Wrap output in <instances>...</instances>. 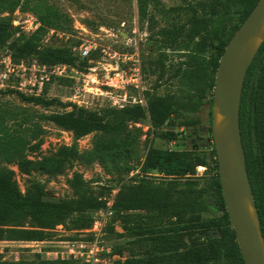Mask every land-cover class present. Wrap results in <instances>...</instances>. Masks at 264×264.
Segmentation results:
<instances>
[{"label":"trees","instance_id":"trees-1","mask_svg":"<svg viewBox=\"0 0 264 264\" xmlns=\"http://www.w3.org/2000/svg\"><path fill=\"white\" fill-rule=\"evenodd\" d=\"M47 1L0 0V55L7 46L15 62L37 59L48 65L67 63L78 68L89 67L99 50L81 60L74 50L82 43L80 40L61 45L48 42L51 29L63 34L54 33L51 39L68 41L70 36H66L73 24L68 13ZM150 1L137 0L142 18L148 16ZM186 1V6L173 9L187 10L188 18L163 32L166 40L162 46H172L185 57L172 75L178 78H170L178 81L175 92L161 95L147 91L146 105L135 102L97 110L47 97L49 84L39 95L26 94L16 88L1 90L17 93L23 101L46 108L71 107L40 114V118L72 132L76 140L91 133H95V137L92 148L84 151L74 142L59 146L50 155L33 157L44 142V126L37 120L31 122L28 117L20 120L18 113L11 116L15 124L10 125L6 122L8 114L0 111V164H3L0 166V241L51 240L59 225L77 231L78 235L68 239H93V233L80 236V231L93 226L94 211L107 210V200L89 188L83 173L74 172L68 179L76 197L60 200L49 199L45 183L36 178H31L26 190H22L17 174L54 176L64 173L75 161L99 162L109 173H129L130 162L137 156L135 145L141 131L131 127L132 122L150 117L156 129L164 125L177 126L180 115L199 111L208 96L213 95L220 57L259 0ZM18 9L36 15L40 26L31 33L21 31L17 35L19 28L13 21ZM161 53L166 55V52ZM56 79L66 82L72 78L59 77L52 81ZM184 124L197 126L199 121ZM240 126L264 233V43L246 75ZM201 151L151 147L138 174L120 187L114 197L111 222L119 220L123 232L113 238L125 237L128 242L112 244L111 253L124 250L128 257L115 264H245L226 208L218 160L216 158L213 166L204 155L206 151ZM211 153L217 157L214 144ZM198 166L206 167L201 177L197 175ZM153 170L162 175L161 181L155 183L148 177ZM109 228L114 229L113 225ZM216 229L219 230L214 231ZM197 231L202 233H195ZM0 264L86 263L45 258L36 253L33 259L18 260L4 259L0 255Z\"/></svg>","mask_w":264,"mask_h":264},{"label":"rangeland","instance_id":"rangeland-1","mask_svg":"<svg viewBox=\"0 0 264 264\" xmlns=\"http://www.w3.org/2000/svg\"><path fill=\"white\" fill-rule=\"evenodd\" d=\"M47 4L68 13L73 24L69 35L66 36H70L68 41H63L61 38L51 39V35H48L49 43L61 45L64 43L74 44L77 40L84 43L91 41L97 44L98 49L96 51L99 50L100 52L96 53V58L90 61L92 63L89 67L79 68L78 72L74 73L77 78H72L66 82L59 79L52 81L48 87L47 97H57L66 103L73 102L79 106L100 110L107 106H122V104H130L135 101L140 103L142 101V104L146 105L147 91L165 95L178 89L177 79L170 80V78H178L173 77L174 71L178 67V63L185 57H181L172 46H162L166 40V35L163 32L172 27L173 24H181L188 18L187 10L177 11L173 9L178 6H186V0H151L148 5L147 18L141 17L137 0H48ZM27 12L25 11L23 14ZM16 13L19 18L22 16L20 10H17ZM101 49H105L106 52L103 53ZM6 52L7 46L3 48L1 53L3 55ZM114 52H118L119 57L110 56ZM161 52H166V55L164 56V53ZM129 56H132L133 59H125ZM161 62L163 63L161 64ZM112 63L114 64L113 68L120 71L124 69L127 72L133 71V68L140 65L141 82L138 86L126 87L107 84L105 77L108 72L113 74V71H110ZM117 63L119 66L116 65ZM113 76L118 78V76ZM157 83L159 86L156 87ZM2 89L0 85V111L8 114L6 118L8 124H15V120L11 116L18 113L20 120L28 117L31 122L37 120L44 126V142L40 152L34 154L33 157L50 155L59 146L71 145L74 142H77L82 151L92 148L95 133L76 140L72 132L63 130L54 123L40 118V114L70 110L71 107L52 106L46 108L25 102L17 93H6L1 91ZM125 94H127V99H125ZM213 96L214 93L208 96L199 111L185 112L180 115L178 117L180 123L177 126L164 125L156 129L153 127L150 117L143 118L136 123L132 122L130 126L138 127L141 131L135 145L137 156L130 162L131 171L129 173L118 175L107 172L104 165L99 162L84 164L81 161H75L64 173L54 176L35 173L30 177L18 173L19 185L25 191L30 179L36 178L45 183L49 199H72L76 195L70 187L68 179L73 176L74 172H81L89 188L95 194L105 198L107 210L111 209L112 211L116 193L125 182L130 181L138 174L139 168L151 147L201 149L206 151L204 155L214 166L217 157L211 153L214 139L210 130ZM190 120H198L199 124L197 126L184 124ZM207 133L209 136L203 137ZM205 172L206 168L199 176L201 177ZM148 177L155 183L163 179L156 170L151 171ZM214 210H216L215 206ZM98 212L99 210L93 212L94 221L97 218L103 219V214L100 213L97 216ZM112 218L113 212L105 217V225H103L105 231L100 237V240L110 238L104 241L106 246L110 247V251H104L101 254L104 260L99 261L98 264H115L117 260H125L128 257V252L124 250L121 253H111L112 244L123 245L128 242L125 237L113 238L118 232H123V228L119 220L111 222ZM110 225H113L114 229L109 228ZM217 230L219 229L214 231ZM90 231L84 229L80 231V236H87ZM76 232V230H69L66 226L59 225L54 230L51 240L43 242L0 241V255L4 259L10 260L33 259L36 253H40L45 258H56V252H59L60 255V251L65 250L63 245L66 241L72 240L68 238L76 235ZM195 233H202V231ZM77 260L81 263L90 264L80 259Z\"/></svg>","mask_w":264,"mask_h":264},{"label":"water","instance_id":"water-1","mask_svg":"<svg viewBox=\"0 0 264 264\" xmlns=\"http://www.w3.org/2000/svg\"><path fill=\"white\" fill-rule=\"evenodd\" d=\"M263 43L264 0H259L220 57L212 105L222 192L245 264H264V233L240 126L246 75Z\"/></svg>","mask_w":264,"mask_h":264},{"label":"built area","instance_id":"built-area-1","mask_svg":"<svg viewBox=\"0 0 264 264\" xmlns=\"http://www.w3.org/2000/svg\"><path fill=\"white\" fill-rule=\"evenodd\" d=\"M19 10V9H18ZM21 12V11H20ZM22 16L19 18L17 13L15 12V19L13 21L14 25L19 28L17 35L21 33V31L26 33H31L35 31L40 26V21L36 17V15L32 13L21 12ZM29 14V15H27ZM29 16V17H28ZM17 22V23H16ZM56 33L57 35L62 36V33L56 31L55 29H51L49 35H53ZM98 49L96 43L93 42H82L79 46L74 47V50L77 51V54L80 56V59H85L91 55V53ZM103 53L106 52L105 49H101ZM110 54V53H109ZM113 58L119 57L118 52H114L113 55H110ZM125 59H133L132 56L126 57ZM135 60V59H134ZM92 61V60H90ZM137 61V59H136ZM119 66V63L116 64ZM113 74L107 73L106 80L107 84L110 85H121V86H130L134 85L135 87L141 82V69L140 65L133 68V71L127 72L124 69H115L114 64H111ZM79 68L67 63H58L54 65L42 64L37 59L32 60H21L20 62H15L11 52H6L5 54L0 55V85L1 89L6 88H16L21 92L26 94H36L39 95L43 92L46 84H51L53 78H77L74 73L78 72ZM118 76V78H114V76ZM105 80V81H106ZM111 80V82H110ZM120 86V87H121ZM125 99H127V94H125ZM129 101V100H126ZM137 102V101H135ZM133 102V103H135ZM142 103V101H141ZM125 104H122V106ZM206 167L198 166V173L202 174L203 169ZM113 202V201H112ZM103 214V219L97 218L94 221L90 232L93 233V239H78V240H69L66 241L65 245H63L65 250L56 252V258L63 259H80L81 261H85L87 263H99L101 260L103 261V257L101 254L104 251H110V247L106 246V243H103V239L100 240L101 234L104 233L105 229V217L110 213L112 214L111 209L99 210V214ZM31 242H43V241H31ZM103 243V244H102ZM53 259V258H52Z\"/></svg>","mask_w":264,"mask_h":264},{"label":"flooded vegetation","instance_id":"flooded-vegetation-1","mask_svg":"<svg viewBox=\"0 0 264 264\" xmlns=\"http://www.w3.org/2000/svg\"><path fill=\"white\" fill-rule=\"evenodd\" d=\"M203 137H206L205 135H203Z\"/></svg>","mask_w":264,"mask_h":264}]
</instances>
